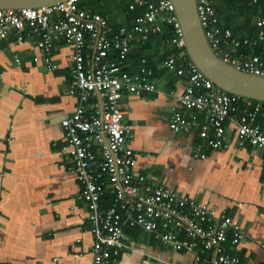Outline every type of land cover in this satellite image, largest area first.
<instances>
[{
  "label": "crops",
  "instance_id": "crops-1",
  "mask_svg": "<svg viewBox=\"0 0 264 264\" xmlns=\"http://www.w3.org/2000/svg\"><path fill=\"white\" fill-rule=\"evenodd\" d=\"M124 1L127 8L116 7L107 16L115 29L128 25L135 11L129 8L132 0ZM214 2L224 25L250 20L256 32L255 21L264 16V0L255 6L246 0ZM250 27L238 34L251 36ZM38 41L34 36L22 44L14 38L0 43V264H93L89 212L76 198L80 185L63 149L62 120L80 106L69 93L72 48L60 38L51 54L57 69L49 71ZM158 44L155 38L146 47L136 45L125 59L128 70L136 72L146 57L157 85L153 92L126 93L121 101L138 172L225 211L245 232V239L228 249L247 264H264V152L248 141L240 145L227 119L230 147L208 148L206 158L196 157L199 130L174 132L171 125L187 78L165 67L167 56ZM258 48L253 52L263 53L264 42ZM190 114L199 124L206 120L203 112ZM110 201L107 197L105 205ZM124 233L121 264L193 260L192 252L174 250L141 228L126 226Z\"/></svg>",
  "mask_w": 264,
  "mask_h": 264
},
{
  "label": "built area",
  "instance_id": "built-area-1",
  "mask_svg": "<svg viewBox=\"0 0 264 264\" xmlns=\"http://www.w3.org/2000/svg\"><path fill=\"white\" fill-rule=\"evenodd\" d=\"M84 1L68 0L41 9H0V43L14 38L22 44L37 36L49 71L57 69L51 54L60 38L72 48L69 93L78 97L80 106L62 120L63 149L68 169L80 185L76 198L89 212L93 264H121L126 226L141 228L174 250L192 252L193 260L185 264H247L228 249L241 243L245 232L225 211L138 172L128 144L132 130L124 121L121 101L126 93L153 92L157 85L146 57L136 72L128 70L125 59L134 46L162 33L164 25L173 27L174 36L167 40L173 51L164 65L187 82L177 96L180 108H173L171 125L174 132L199 130L198 158H206L208 148L230 147L227 119L240 145L248 141L264 152V102L224 91L180 53L186 51V41L172 0H132L130 10H144L119 29L82 5ZM246 2L255 6L260 0ZM197 5L213 50L234 67L264 77V52H253L264 42V16L257 17L256 36L251 37L221 26L214 0H197ZM191 110L203 112L206 120L199 124ZM107 197L111 201L106 206Z\"/></svg>",
  "mask_w": 264,
  "mask_h": 264
},
{
  "label": "water",
  "instance_id": "water-1",
  "mask_svg": "<svg viewBox=\"0 0 264 264\" xmlns=\"http://www.w3.org/2000/svg\"><path fill=\"white\" fill-rule=\"evenodd\" d=\"M67 1L0 0V9H41ZM172 2L184 31L186 52L198 68L224 91L264 102V77L234 67L213 50L202 26L197 0H172Z\"/></svg>",
  "mask_w": 264,
  "mask_h": 264
},
{
  "label": "trees",
  "instance_id": "trees-1",
  "mask_svg": "<svg viewBox=\"0 0 264 264\" xmlns=\"http://www.w3.org/2000/svg\"><path fill=\"white\" fill-rule=\"evenodd\" d=\"M118 4L113 1V0H86L84 2H82V5H90L92 7H94L96 12L101 13L104 16H108L114 13L113 9L114 8H118L120 7H124L127 8V3L124 0H118ZM103 3V4H102ZM109 4V5H107ZM107 5V6H106ZM144 9L142 7H138L137 9H135L134 12L129 13V21L131 19H133L134 17H136L137 15H139ZM220 20V18H219ZM229 23L224 25L221 21H219V24L222 27H230L234 30V32L236 34H238L239 32L246 30L247 28H249L252 24V22L249 21H244L243 23H235L232 21H228ZM250 35L251 37H255L256 36V32L254 31L255 29H252V27H250ZM256 28V27H255ZM174 36V31H173V27L169 26V25H164V31L162 33H153L150 37V39L144 44V47H146V44H149L153 39H157L159 42V51L160 52H164L165 56H168L172 51H173V46H171L170 44L167 43V40L171 39ZM260 48H258L259 50ZM183 52V53H182ZM261 51H258V53H260ZM183 55H188L186 51H181L180 52ZM109 199V198H108ZM107 200V198H106ZM105 200V201H106ZM105 205V202H104Z\"/></svg>",
  "mask_w": 264,
  "mask_h": 264
}]
</instances>
